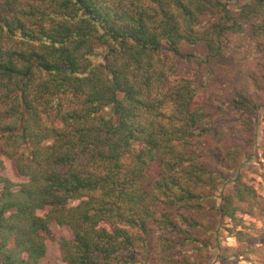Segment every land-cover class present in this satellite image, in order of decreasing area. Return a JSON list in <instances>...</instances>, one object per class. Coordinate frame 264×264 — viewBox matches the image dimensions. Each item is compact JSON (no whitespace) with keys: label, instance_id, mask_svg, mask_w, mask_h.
Wrapping results in <instances>:
<instances>
[{"label":"trees","instance_id":"trees-1","mask_svg":"<svg viewBox=\"0 0 264 264\" xmlns=\"http://www.w3.org/2000/svg\"><path fill=\"white\" fill-rule=\"evenodd\" d=\"M252 23L264 0H0V152L26 178L0 175V264H41L53 224L65 264L149 262L156 225L160 264H201L186 249L215 226L197 214L234 218L256 191L190 148L215 126L164 51L203 43L211 61Z\"/></svg>","mask_w":264,"mask_h":264},{"label":"rangeland","instance_id":"rangeland-1","mask_svg":"<svg viewBox=\"0 0 264 264\" xmlns=\"http://www.w3.org/2000/svg\"><path fill=\"white\" fill-rule=\"evenodd\" d=\"M230 5L232 13L237 15L235 2L230 1ZM203 21L208 25L212 18L206 17ZM254 24H244L242 31L229 33L223 54L211 61L203 43L180 46L191 59L180 60L173 52L164 51L177 66L180 76L194 80L198 102L203 108H209L206 112L209 130L215 126L208 134L192 139L190 148L198 150L201 159L211 160V168L219 175L241 178L256 191L255 198L239 204L240 210L234 218L219 217L209 210L197 214L200 220L215 226L210 233L198 230L207 246L201 241L196 243L201 247L198 250H192L193 246L186 249L191 250L201 264H264V30L257 29L256 33ZM104 52L102 49L101 53ZM197 58L200 60L196 61ZM238 93H245L258 109L247 112L235 107L233 100ZM0 175L19 183L26 180L1 152ZM232 188V183L227 185L225 194H231ZM182 211L185 210L180 208L174 213ZM161 228L156 225L149 240L152 250V254L146 256L149 262L146 258L140 264H160V253L155 247L159 245L161 234L170 236L169 231ZM50 232L48 253L41 264H65L60 240L72 239V233L68 227L57 224L52 225ZM137 246H142V242L138 241ZM169 252L175 262L183 259L180 246ZM128 253L134 255V250Z\"/></svg>","mask_w":264,"mask_h":264}]
</instances>
